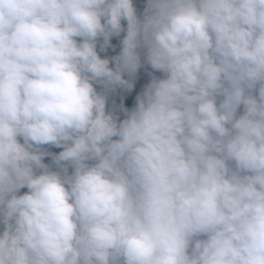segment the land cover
I'll return each instance as SVG.
<instances>
[{
  "label": "clouds",
  "instance_id": "9594fccd",
  "mask_svg": "<svg viewBox=\"0 0 264 264\" xmlns=\"http://www.w3.org/2000/svg\"><path fill=\"white\" fill-rule=\"evenodd\" d=\"M0 264H264V0H0Z\"/></svg>",
  "mask_w": 264,
  "mask_h": 264
},
{
  "label": "rangeland",
  "instance_id": "374dc122",
  "mask_svg": "<svg viewBox=\"0 0 264 264\" xmlns=\"http://www.w3.org/2000/svg\"><path fill=\"white\" fill-rule=\"evenodd\" d=\"M134 7L137 10V13L142 10L144 6V0H133ZM122 26L126 24L125 21H121ZM124 35L123 32H121L120 36H112L109 38V46L105 48L103 52L99 49V44L102 43V38L98 41L97 44V52L98 55L101 56V58H109L110 64L109 66H112L111 57L114 55H117L120 50V44L119 41ZM162 74L158 71L152 70L150 66L144 63L143 61V53L141 52V66L138 68L135 75L131 78L125 76V79H131L133 87L131 90H126L122 88H116L113 91L108 93L107 101H106V111H111L117 118L123 119L124 113L122 109H131L135 104V97L137 94H139L144 86L148 83V81L151 79L152 76H161ZM99 90V89H98ZM242 111L241 108L237 109V114H239ZM44 148H47L48 151H51L53 153L59 152L61 149L56 148L54 146L45 145L42 146ZM44 163H51L50 157L44 158ZM71 171V169H69Z\"/></svg>",
  "mask_w": 264,
  "mask_h": 264
},
{
  "label": "trees",
  "instance_id": "16d2710c",
  "mask_svg": "<svg viewBox=\"0 0 264 264\" xmlns=\"http://www.w3.org/2000/svg\"><path fill=\"white\" fill-rule=\"evenodd\" d=\"M27 189H25V188H22V189H20V193H23L24 191H26ZM20 193H18V194H20Z\"/></svg>",
  "mask_w": 264,
  "mask_h": 264
}]
</instances>
